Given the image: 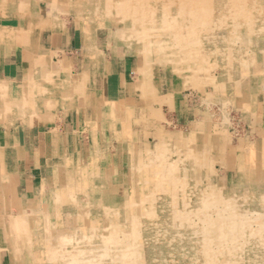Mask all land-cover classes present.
I'll return each mask as SVG.
<instances>
[{
    "label": "rangeland",
    "instance_id": "374dc122",
    "mask_svg": "<svg viewBox=\"0 0 264 264\" xmlns=\"http://www.w3.org/2000/svg\"><path fill=\"white\" fill-rule=\"evenodd\" d=\"M32 1L0 0V19ZM39 2L102 29L203 106L192 135L133 161L76 164L39 183L35 206L0 210L12 263L264 264V0Z\"/></svg>",
    "mask_w": 264,
    "mask_h": 264
},
{
    "label": "crops",
    "instance_id": "0c3cea01",
    "mask_svg": "<svg viewBox=\"0 0 264 264\" xmlns=\"http://www.w3.org/2000/svg\"><path fill=\"white\" fill-rule=\"evenodd\" d=\"M30 6L16 22L0 19V210L35 206L39 183L76 164L133 161L143 147L192 135L203 99L181 80L144 73L102 29ZM11 250L0 229V264H13Z\"/></svg>",
    "mask_w": 264,
    "mask_h": 264
},
{
    "label": "bare ground",
    "instance_id": "6f19581e",
    "mask_svg": "<svg viewBox=\"0 0 264 264\" xmlns=\"http://www.w3.org/2000/svg\"><path fill=\"white\" fill-rule=\"evenodd\" d=\"M244 233V232H243ZM249 244V243H248ZM262 248H263V246H262ZM263 251V250H262ZM109 256V255H108ZM135 258V257H134ZM130 259V258H129ZM253 259V258H252ZM257 260V259H256ZM249 261V260H248ZM132 262V261H131ZM133 263V262H132ZM192 263V262H191Z\"/></svg>",
    "mask_w": 264,
    "mask_h": 264
}]
</instances>
